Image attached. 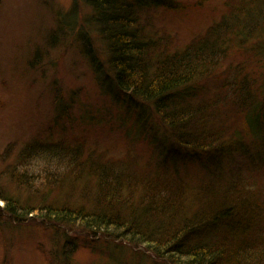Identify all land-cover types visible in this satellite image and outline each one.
Returning <instances> with one entry per match:
<instances>
[{
    "label": "trees",
    "instance_id": "obj_1",
    "mask_svg": "<svg viewBox=\"0 0 264 264\" xmlns=\"http://www.w3.org/2000/svg\"><path fill=\"white\" fill-rule=\"evenodd\" d=\"M84 1L91 15L82 23L104 43L110 71L91 46L84 47L98 85L139 112L142 124L156 118L166 126L173 157H160L162 175L138 174L133 164L116 171L115 163L60 142L48 157L69 156L71 181L46 174L40 182L15 167L12 180L29 193L22 201L5 196L0 185L5 213L17 223L36 216L54 228L122 239L173 264H264V204L242 185V173L264 177V95L260 99L261 89L241 67L217 71L233 52L264 63V0H222L227 10L221 18L175 50L168 38L149 34L144 16L153 8L177 9L179 0ZM211 86L214 92H206ZM238 113L245 115L247 132L229 121ZM39 145L23 148L19 163L38 158L30 156ZM190 162L202 175L194 191L179 172V164ZM58 189L63 196L55 197ZM51 254V263L60 264Z\"/></svg>",
    "mask_w": 264,
    "mask_h": 264
},
{
    "label": "rangeland",
    "instance_id": "obj_2",
    "mask_svg": "<svg viewBox=\"0 0 264 264\" xmlns=\"http://www.w3.org/2000/svg\"><path fill=\"white\" fill-rule=\"evenodd\" d=\"M175 3L181 7L153 8L144 16L151 25L147 26L149 34L168 38L174 50L203 35L227 10L222 0ZM90 10L84 0H0V185L6 190L5 196L22 201L28 196V190L20 189L9 174L15 167L18 173L28 170L40 182L46 174L71 181L69 156L48 157L60 142L84 150L86 157L115 163L116 171H125L133 164L138 174L159 173L160 157H173L169 152L175 145L166 126L156 118L142 124L139 112L117 103L118 95H106L98 85L97 74L83 54L84 47L91 46V53L110 71L104 43L93 27L82 23L91 15ZM71 16L80 22L72 23ZM230 64L241 67L244 75L252 78L254 88L261 89V99L264 63L260 57L233 52L217 71ZM215 82L221 84L220 77ZM211 89L206 92H214ZM244 119L245 115L238 113L229 121L247 132ZM30 144H40L30 156L38 158L19 163L20 152ZM179 166L182 179L194 191L202 179L198 165L190 162ZM242 176L248 194L264 204V177L251 173ZM38 185L36 182L34 186ZM59 187L65 190L67 184ZM61 190L55 197L63 196ZM194 193L188 196L191 204ZM4 206L0 199V222L5 225L0 227V264H52V252L60 264H173L143 246L100 233L43 225L36 216L17 223L5 213Z\"/></svg>",
    "mask_w": 264,
    "mask_h": 264
}]
</instances>
